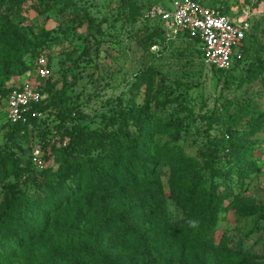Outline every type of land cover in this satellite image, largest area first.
<instances>
[{
	"label": "rangeland",
	"instance_id": "rangeland-1",
	"mask_svg": "<svg viewBox=\"0 0 264 264\" xmlns=\"http://www.w3.org/2000/svg\"><path fill=\"white\" fill-rule=\"evenodd\" d=\"M198 1L206 7H220L228 17L233 16L230 11H258V7H264V0ZM159 3L161 0H0V69L17 59L21 50H27L16 63L26 69L25 73L0 84V148L5 147L8 124L4 91L37 83L52 102L50 115H41L37 128L28 127L23 138L16 137L15 147L6 148L12 157L6 159L0 171V214L8 205L11 223L0 228V264H27L29 259L39 263L48 258L51 245L62 235L68 237L66 253L73 256L79 255L76 248L89 247L94 239L98 264H142L150 259H154L150 264H199V249L204 243L171 248L165 258L155 252L132 256L109 249L112 234L103 233L102 213L121 218L122 209L130 207L128 213L140 219L142 213L137 209L150 197V191L140 187L113 186L100 192L84 187L53 213L39 209L22 215V202L32 199L45 184L31 160L34 148H40L39 132H49L48 139L50 143L57 141L56 146L70 145L72 159L90 162L94 171L111 157L110 150L114 149L110 142L100 140L74 145L67 131L58 130L54 122L56 110L76 114V120L66 126L68 132L78 125L107 135H133L137 127L118 123L121 118L117 112L128 108L134 115L143 110L151 117L148 152L142 159L154 163L152 179L162 186L169 221L186 218L170 197L169 183L178 191L193 183L194 191L186 199L197 209L203 205L192 196L202 187L208 199L209 185L214 184V197L219 200L207 233L215 264H220L217 252L221 245L264 261V218L259 213H237L239 207L249 205L264 208V126L247 141L237 140V145L254 152L235 158L239 169L228 180H218L199 157L210 146L219 149L226 145L230 140L227 130L244 134L250 115H239V110L246 109L247 102L253 114L264 113V72L251 80L246 75L251 55L254 60L263 55L264 19L251 17L253 28L245 41L251 47L249 55L244 64L224 75L204 65L199 44L189 40L188 35L179 33L171 39L164 33L165 42L151 36L157 22L146 15ZM37 54H44L49 62L52 75L48 81L36 79L32 67ZM161 150H172L174 162L165 158L157 161ZM50 152L49 147L42 150L43 158L49 157L43 170L55 171L59 164L51 159ZM14 158L22 161L23 167L29 162V171L19 175L12 169ZM132 176L141 180L137 172ZM81 210L86 211L85 219L72 228ZM194 221L196 227L198 223ZM202 222L206 226L208 218L202 217ZM137 227L139 233L144 232L141 223ZM24 230L28 237L23 236ZM79 261L89 264L82 258Z\"/></svg>",
	"mask_w": 264,
	"mask_h": 264
},
{
	"label": "trees",
	"instance_id": "trees-1",
	"mask_svg": "<svg viewBox=\"0 0 264 264\" xmlns=\"http://www.w3.org/2000/svg\"><path fill=\"white\" fill-rule=\"evenodd\" d=\"M218 8L221 11L220 7ZM153 27L154 29L152 30L151 36L157 38L158 41L165 42L164 32L160 23L157 22V25ZM247 37L248 35L246 36L245 41L247 40ZM189 40L198 43V41L194 39L189 38ZM245 41L244 45L241 47L243 59L236 62L231 70L227 72L215 69L210 70L226 75L244 64V61L250 52L249 48H251L245 44ZM261 46L263 55L255 58V60L252 55L250 57L252 58L250 59L252 61L248 63L246 68L248 80L255 78L257 75L259 76L264 72V44L262 43ZM25 54H27V50H21L17 59L10 62L8 61L1 67V85L8 82L12 76H20L25 73L26 69L16 65L18 61H21V58ZM38 55L39 54L33 57L32 69H35L34 62ZM36 79L39 80L38 78ZM13 89L14 88L7 89L2 93V96L6 99ZM40 89L44 94L42 86ZM51 106L52 102L45 97L40 104L33 107L30 114L37 112L48 117L50 115V110L48 108ZM245 108L246 109L239 110V112H241L239 115H250L247 122V130L244 134L238 135L235 131L227 130L230 140L226 145L219 147V149L210 146L206 150L200 152L199 157L204 164V167L218 180H228L230 174L238 172L239 166L237 162H235V158L238 159L245 156H251L254 152L250 147L237 145V140L247 141L254 137L264 126V113L253 114L249 102L246 103ZM30 114L28 116V125H10L9 123L5 125V147L0 148V171L1 168L6 165V159L12 157L11 153L6 151V148L10 149L15 147L16 137L19 136L23 138L29 129L28 127L31 126V130L37 128V118L31 117ZM55 115L56 118L54 122L56 123L58 130L60 131L63 129L64 131H67V133L74 138V145H78V143L88 145L89 141L100 140L110 142V145L113 146L114 149L112 151L110 150L111 157L106 159L105 163L94 171L90 162L86 163L84 161H78V159H72V149L70 145L67 147L56 146L55 143L57 141L50 143L48 139L49 132L47 133L44 130L39 132V142L41 143H39L40 150L44 151L46 147H49L51 151L49 156L59 164V168L55 171L46 169L39 172L40 176L44 178L45 184L39 190L40 192L38 191L32 199L22 202L23 216L32 214L39 209H42L45 213H53L60 204L66 203L84 187L97 192L104 191L113 186L127 188L140 187L141 189L150 191V197L145 203L141 204L142 206L140 208L137 209V211L142 213L140 219H136L128 213L130 207L122 209L121 218L102 213V218L104 220L103 233L112 234L109 239V249L116 254H132V256L137 253L151 254L155 252L158 257L165 258L171 248H186L198 242L200 245L204 243L199 249V264H215L216 258L214 257L212 250L209 248L212 240L207 233V229L213 224L214 214L218 205L219 199L214 197V192L217 190V187L214 184L209 185L208 199L205 196L206 189H203L202 187V189L200 187L198 188V192L195 196L193 195L192 198L193 200L195 198L196 200H199L204 207L199 204L202 209H197L191 204V201L186 199V197H189L188 195L194 191L193 183L185 186L182 191H178L173 183H169L171 191L170 197L178 207L183 209L186 216L183 221L175 223L169 221L166 201L161 196L162 186L158 180L155 181L152 179V176L154 175V171L152 170L154 163H148L142 159L143 155L148 152L147 145L150 132L149 122L151 120L149 114H145L142 110L134 115L133 111L129 108L117 112V117L119 119L121 118L118 123L126 125L130 124V126L138 128V132H135L133 135L128 133L107 135L96 130L86 131L84 128H79L78 125H73L68 132L66 126L67 124L71 125V123L76 120V114L68 111L63 112L59 109L58 111L56 110ZM61 140L62 137L60 142ZM81 141L83 143H81ZM174 155L175 153L172 150L169 152L163 150L158 151L157 161H161L162 158H165V160L174 162ZM48 158L45 157L44 161ZM221 164H223V167ZM232 164L234 165L230 167ZM29 166L30 163L27 161L25 167L22 166V161L16 158L11 161L12 169H14L19 175L27 173V171H29ZM134 172L141 175L139 176L141 177V180H135L132 176ZM126 211L127 213H125ZM237 213L240 216H252L259 213V215L264 218L263 207L252 205L239 207ZM85 215L86 211H79L73 219L71 227L74 228L81 224L85 219ZM9 216L10 211L8 205H6L2 214H0V228L4 229V227H9L11 223ZM204 216L208 218L206 226L202 222V217ZM194 220L198 223L196 227ZM138 223L142 224L144 229L143 233H139L137 227ZM113 231H115L116 234H113ZM22 232L23 236L28 237L29 233L27 231L24 230ZM115 237L118 238L116 242L114 241ZM10 239H12V235ZM67 240V236H60L51 245V251L48 258L41 260L39 263H34V261L29 259L27 260V264H81L79 261L80 258L84 259L89 264H98L99 256L95 251L96 245L94 239L91 240L89 247L80 246L75 249V252L79 254L78 256L66 253L64 246ZM218 258L220 264H264V261H260L245 252L229 249L226 245H221L219 247L217 252V259ZM151 262H154V259L146 260L142 264H150Z\"/></svg>",
	"mask_w": 264,
	"mask_h": 264
},
{
	"label": "built area",
	"instance_id": "built-area-1",
	"mask_svg": "<svg viewBox=\"0 0 264 264\" xmlns=\"http://www.w3.org/2000/svg\"><path fill=\"white\" fill-rule=\"evenodd\" d=\"M242 15L228 17L218 7H206L196 0H161L149 9L146 16L159 22L163 32L171 39L182 33L198 41L204 65L227 72L243 59L241 47L252 30L251 17L264 19V7H259L258 11L248 10ZM34 66L39 80L46 81L51 77L44 54L37 56ZM44 98L37 83H24L14 88L6 98L7 122L10 125H28L30 112ZM41 115L37 112L30 114L33 118ZM31 160L37 171L43 170L45 161L40 148H34Z\"/></svg>",
	"mask_w": 264,
	"mask_h": 264
},
{
	"label": "crops",
	"instance_id": "crops-1",
	"mask_svg": "<svg viewBox=\"0 0 264 264\" xmlns=\"http://www.w3.org/2000/svg\"><path fill=\"white\" fill-rule=\"evenodd\" d=\"M260 7H261V6H260ZM258 8H259V7H258ZM247 11H248V10H246V11H242V10H237V11H236V10H235V11H230V12H231L232 15H233L232 17H235V16H241V17H242V16H243L242 13H246Z\"/></svg>",
	"mask_w": 264,
	"mask_h": 264
}]
</instances>
